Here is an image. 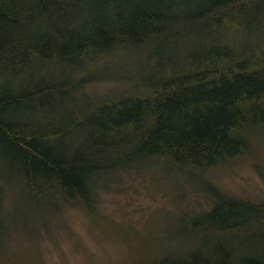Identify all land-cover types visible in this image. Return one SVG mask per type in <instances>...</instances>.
Returning a JSON list of instances; mask_svg holds the SVG:
<instances>
[{
    "label": "trees",
    "instance_id": "obj_1",
    "mask_svg": "<svg viewBox=\"0 0 264 264\" xmlns=\"http://www.w3.org/2000/svg\"><path fill=\"white\" fill-rule=\"evenodd\" d=\"M262 137L264 0H0V264L39 261L35 225L32 257H10L24 217L56 221L164 164L210 205L131 264H264V199L211 183Z\"/></svg>",
    "mask_w": 264,
    "mask_h": 264
},
{
    "label": "rangeland",
    "instance_id": "obj_2",
    "mask_svg": "<svg viewBox=\"0 0 264 264\" xmlns=\"http://www.w3.org/2000/svg\"><path fill=\"white\" fill-rule=\"evenodd\" d=\"M129 68L127 58L104 62L98 68L104 81L94 91L126 75ZM156 166L122 175L113 189L95 192L91 206L62 208L56 221L38 217L32 223L24 217L10 257H32L24 247L26 231L34 225L37 264H131L162 250L184 232L195 216L189 213L208 209L209 200L205 201L212 196L210 186L195 179L186 182L182 175L177 178L165 164ZM211 175L212 186L223 192L251 201L264 199V140L250 155ZM18 205L20 211L26 207L23 200ZM44 224L46 232L38 227Z\"/></svg>",
    "mask_w": 264,
    "mask_h": 264
}]
</instances>
